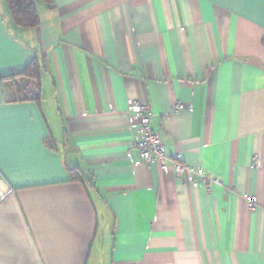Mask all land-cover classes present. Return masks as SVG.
Segmentation results:
<instances>
[{"label": "crops", "instance_id": "0c3cea01", "mask_svg": "<svg viewBox=\"0 0 264 264\" xmlns=\"http://www.w3.org/2000/svg\"><path fill=\"white\" fill-rule=\"evenodd\" d=\"M37 8L0 0V264H264V0ZM34 59L20 101L2 79ZM131 101L192 171L130 157Z\"/></svg>", "mask_w": 264, "mask_h": 264}, {"label": "built area", "instance_id": "2783aa9c", "mask_svg": "<svg viewBox=\"0 0 264 264\" xmlns=\"http://www.w3.org/2000/svg\"><path fill=\"white\" fill-rule=\"evenodd\" d=\"M188 107L177 105L173 112L179 113ZM128 113L131 119L136 123V131L140 135V140L129 150L130 157L134 155L144 161L148 166H158L162 172H168L173 169L176 175L181 178L186 172L192 171L191 168L183 162L181 155L172 154L162 143L160 136L152 128L150 107L140 104L138 101L128 103ZM262 164L261 157L255 155L252 159V167L258 168Z\"/></svg>", "mask_w": 264, "mask_h": 264}, {"label": "trees", "instance_id": "16d2710c", "mask_svg": "<svg viewBox=\"0 0 264 264\" xmlns=\"http://www.w3.org/2000/svg\"><path fill=\"white\" fill-rule=\"evenodd\" d=\"M8 6L10 15L15 25L24 28L32 29L36 28L40 24L38 16V3L50 5L53 0H4ZM41 79H42V68L37 61L34 59L31 63L19 74L5 77L2 80L9 86L15 89L16 93L20 98V101H41ZM21 80L22 82L18 81ZM34 85L37 90L36 92H30L29 86ZM71 180L82 181V175L76 170H70Z\"/></svg>", "mask_w": 264, "mask_h": 264}]
</instances>
